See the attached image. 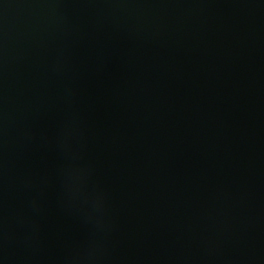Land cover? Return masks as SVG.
I'll use <instances>...</instances> for the list:
<instances>
[{"label": "water", "instance_id": "obj_1", "mask_svg": "<svg viewBox=\"0 0 264 264\" xmlns=\"http://www.w3.org/2000/svg\"><path fill=\"white\" fill-rule=\"evenodd\" d=\"M0 264H264V0H0Z\"/></svg>", "mask_w": 264, "mask_h": 264}]
</instances>
